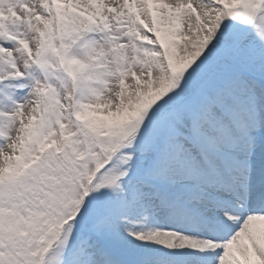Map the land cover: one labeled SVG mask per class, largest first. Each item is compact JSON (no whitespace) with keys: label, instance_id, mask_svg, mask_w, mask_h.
<instances>
[{"label":"snow or ice","instance_id":"snow-or-ice-1","mask_svg":"<svg viewBox=\"0 0 264 264\" xmlns=\"http://www.w3.org/2000/svg\"><path fill=\"white\" fill-rule=\"evenodd\" d=\"M0 264H264V0H0Z\"/></svg>","mask_w":264,"mask_h":264},{"label":"rangeland","instance_id":"rangeland-1","mask_svg":"<svg viewBox=\"0 0 264 264\" xmlns=\"http://www.w3.org/2000/svg\"><path fill=\"white\" fill-rule=\"evenodd\" d=\"M101 116L103 115V113L100 114Z\"/></svg>","mask_w":264,"mask_h":264}]
</instances>
